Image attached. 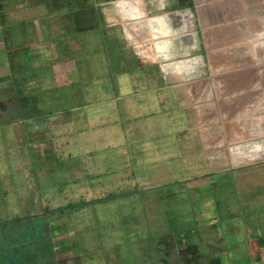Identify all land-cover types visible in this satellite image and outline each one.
Returning a JSON list of instances; mask_svg holds the SVG:
<instances>
[{"label":"crops","instance_id":"1","mask_svg":"<svg viewBox=\"0 0 264 264\" xmlns=\"http://www.w3.org/2000/svg\"><path fill=\"white\" fill-rule=\"evenodd\" d=\"M12 49L42 69L45 99L58 100L57 110L42 106L90 114L96 137L88 136L105 137L99 145L122 156L128 177L162 185L181 156L195 160L180 148L201 147L208 157L205 148L227 146L230 162L257 166L207 177L202 192L210 201L234 178L240 191L264 195V0H0V88L12 81ZM101 115L105 123H95ZM157 190L170 215L198 191ZM225 227L213 261L264 258V214ZM173 240L177 253L185 241Z\"/></svg>","mask_w":264,"mask_h":264},{"label":"rangeland","instance_id":"2","mask_svg":"<svg viewBox=\"0 0 264 264\" xmlns=\"http://www.w3.org/2000/svg\"><path fill=\"white\" fill-rule=\"evenodd\" d=\"M44 101L57 110V99ZM50 107L41 106L39 116L22 123L0 124V222H11L0 227V264H218L210 257L221 240L218 226H250L264 214V195H252L249 186L240 191L234 178L225 179L210 201L198 185L257 166L230 162L234 148H205L208 157L201 147L180 148L193 152L195 160L181 156L171 165L176 176L160 185L127 176L122 156L99 145L105 137L88 136L96 137V130H87L90 114H58ZM98 117L105 116H96L95 123H105ZM182 185L198 190L194 203L180 202L170 215L168 205L155 202L160 193L155 190ZM119 194L126 195L56 211ZM174 236L185 241L177 253Z\"/></svg>","mask_w":264,"mask_h":264},{"label":"trees","instance_id":"3","mask_svg":"<svg viewBox=\"0 0 264 264\" xmlns=\"http://www.w3.org/2000/svg\"><path fill=\"white\" fill-rule=\"evenodd\" d=\"M10 64L12 81L6 87L0 88V124L8 125L22 123L25 119L39 116V109L46 97L39 82L42 69H33L22 64V52L19 49L10 50ZM26 59V57H25ZM35 83V85H31ZM126 194L110 195L104 199L92 200L68 204L58 208L57 212H66L81 209L95 204L108 203ZM11 222H0V227L7 226Z\"/></svg>","mask_w":264,"mask_h":264}]
</instances>
